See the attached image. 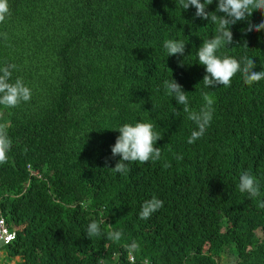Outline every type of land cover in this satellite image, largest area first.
I'll return each mask as SVG.
<instances>
[{"label": "trees", "instance_id": "16d2710c", "mask_svg": "<svg viewBox=\"0 0 264 264\" xmlns=\"http://www.w3.org/2000/svg\"><path fill=\"white\" fill-rule=\"evenodd\" d=\"M8 4L0 67L15 65L10 82L22 79L31 99L0 106L12 140L0 164V217L16 232L0 246V264H264V80L246 85L237 73L230 87L203 85L196 49L219 22L195 17L178 0ZM216 7L213 0L206 11ZM262 19L257 11L231 25L233 43L217 55L252 57L253 71L264 70V30L243 31ZM169 39L186 44L183 55L168 57ZM171 78L192 110L204 106L203 93L214 100L212 121L192 144L196 125L163 87ZM149 121L163 136L160 159L111 172L120 160L111 153L115 130ZM244 171L258 181L259 196L239 191ZM153 196L163 207L141 220ZM93 220L102 235L89 239ZM113 230L122 232L119 242L107 239Z\"/></svg>", "mask_w": 264, "mask_h": 264}, {"label": "clouds", "instance_id": "9594fccd", "mask_svg": "<svg viewBox=\"0 0 264 264\" xmlns=\"http://www.w3.org/2000/svg\"><path fill=\"white\" fill-rule=\"evenodd\" d=\"M179 6L182 10H187L190 6L195 8V17L208 22H219L217 34L214 37L201 43L196 49V56L198 64L204 67L205 75L202 83L206 88H215L223 86L225 88L231 86V81L237 73L243 74V82L246 85L264 80V70L253 71L256 67L253 58L244 56L241 60L236 58L217 55L218 50L222 46H228L233 43V35L230 31V26L240 22L249 21L253 12H260L264 15V0H216L217 7L215 11L208 12L206 8L213 3V0H178ZM222 14V15H218ZM10 14V7L8 0H0V23H3ZM264 30V19L257 25L247 24L245 33L260 32ZM185 43L183 41L166 40L163 43L164 49L167 51L168 57L173 55H183L185 51ZM245 46H247L245 44ZM264 69V65H261ZM15 65H7L0 67V106L4 108H15L22 102H28L31 99V89L27 87L22 79L17 78L14 82H10L12 69ZM170 71V70H169ZM163 87L168 96L172 97L177 104L182 105V111L187 115V119L194 122L196 130L191 132L187 143L192 144L200 139L207 127L210 125L213 118L212 105L214 100L208 93H203V100L205 101L198 111L192 110L189 106L188 93L182 91L179 85L172 78L165 80ZM175 117H180L181 111L175 108L172 113ZM9 125L0 123V164H5L8 161V152L12 147V140L8 136ZM156 125L152 122H136L124 123L117 128L119 135L117 136L114 145L111 147L112 156H119L120 160L115 166L109 169L113 173H127L130 171L128 164L131 163H147L149 161H157L161 157L162 149L156 147V142L161 140L163 136L155 130ZM169 146V151H170ZM177 159L182 157L177 156ZM165 167H170L165 164ZM28 169L30 167L28 166ZM238 189L241 193H247L249 197H257L260 195V186L256 178L248 171H244L239 176ZM163 201L153 196L146 200L139 212L141 220H147L151 215L163 207ZM260 207L264 208V202L260 203ZM5 222L3 217H0ZM9 232L14 233V240L16 239V232L6 222ZM85 235L87 238L99 237L102 235L100 224L93 220L86 228ZM122 232L119 230L109 231L106 236L110 241L119 242L122 239ZM13 240V241H14ZM11 241V242H13ZM10 242V243H11ZM8 244L0 242L1 247ZM132 249L139 248L136 242L131 244ZM97 264H106L104 258H98ZM144 264H148L146 260Z\"/></svg>", "mask_w": 264, "mask_h": 264}, {"label": "built area", "instance_id": "2783aa9c", "mask_svg": "<svg viewBox=\"0 0 264 264\" xmlns=\"http://www.w3.org/2000/svg\"><path fill=\"white\" fill-rule=\"evenodd\" d=\"M14 238V233L9 232L6 222L3 219H0V242L3 244H8L13 241Z\"/></svg>", "mask_w": 264, "mask_h": 264}, {"label": "rangeland", "instance_id": "374dc122", "mask_svg": "<svg viewBox=\"0 0 264 264\" xmlns=\"http://www.w3.org/2000/svg\"><path fill=\"white\" fill-rule=\"evenodd\" d=\"M261 232H262V231H258V232H257V235H258V236H261ZM3 248H4V247H3ZM3 248H2V249H3ZM1 256H2V253L0 252V257H1ZM17 260H18V258H17ZM11 264H12V263H11ZM221 264H226L225 259L221 260Z\"/></svg>", "mask_w": 264, "mask_h": 264}]
</instances>
